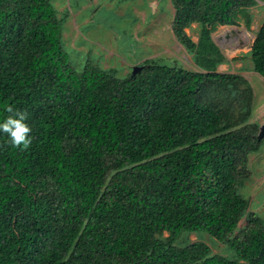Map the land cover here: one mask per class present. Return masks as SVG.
<instances>
[{
  "label": "trees",
  "instance_id": "16d2710c",
  "mask_svg": "<svg viewBox=\"0 0 264 264\" xmlns=\"http://www.w3.org/2000/svg\"><path fill=\"white\" fill-rule=\"evenodd\" d=\"M258 2L173 0L202 71L145 62L120 77L71 66L50 0H0V119L11 106L31 127L27 148L0 133V264H264V218L239 192L261 143L252 88L216 70L211 38ZM248 53L264 78V16ZM188 232L233 256L175 245Z\"/></svg>",
  "mask_w": 264,
  "mask_h": 264
},
{
  "label": "rangeland",
  "instance_id": "374dc122",
  "mask_svg": "<svg viewBox=\"0 0 264 264\" xmlns=\"http://www.w3.org/2000/svg\"><path fill=\"white\" fill-rule=\"evenodd\" d=\"M50 1L57 17L63 18V47L76 69L89 64L123 77L132 72L133 66L151 62L202 71L195 53L188 51L174 34L173 0ZM248 14L240 17L236 25L217 26L211 38L224 56L216 70L238 74L249 82L253 96L248 123H258L259 132L260 125L264 124V78L252 70L248 52L264 16L262 2L251 7ZM184 31L193 42H198V23H191ZM259 140V149L248 156L247 174L239 185V192L248 199L246 211L264 218V137ZM244 224L242 219L238 227ZM195 241L208 244L212 253L233 256L225 242L204 232L182 233L175 245Z\"/></svg>",
  "mask_w": 264,
  "mask_h": 264
},
{
  "label": "clouds",
  "instance_id": "9594fccd",
  "mask_svg": "<svg viewBox=\"0 0 264 264\" xmlns=\"http://www.w3.org/2000/svg\"><path fill=\"white\" fill-rule=\"evenodd\" d=\"M11 113L4 119H0V133L7 134L9 142L13 147L27 148L31 142V127L26 123L27 114L15 110L11 106L7 108Z\"/></svg>",
  "mask_w": 264,
  "mask_h": 264
},
{
  "label": "water",
  "instance_id": "95a60500",
  "mask_svg": "<svg viewBox=\"0 0 264 264\" xmlns=\"http://www.w3.org/2000/svg\"><path fill=\"white\" fill-rule=\"evenodd\" d=\"M141 68L140 65H135L132 67V73H135ZM264 137V124L260 125L259 132L257 134L258 139H262Z\"/></svg>",
  "mask_w": 264,
  "mask_h": 264
}]
</instances>
